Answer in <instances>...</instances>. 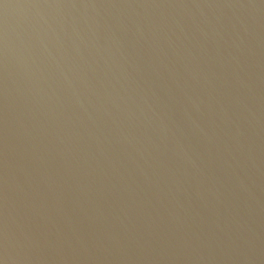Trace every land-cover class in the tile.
<instances>
[{
  "label": "water",
  "instance_id": "1",
  "mask_svg": "<svg viewBox=\"0 0 264 264\" xmlns=\"http://www.w3.org/2000/svg\"><path fill=\"white\" fill-rule=\"evenodd\" d=\"M0 264H264V0H0Z\"/></svg>",
  "mask_w": 264,
  "mask_h": 264
}]
</instances>
